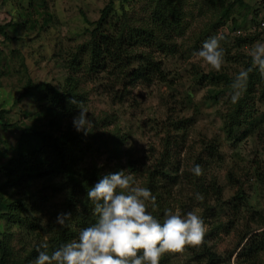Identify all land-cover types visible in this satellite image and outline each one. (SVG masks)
Listing matches in <instances>:
<instances>
[{
	"label": "rangeland",
	"instance_id": "rangeland-1",
	"mask_svg": "<svg viewBox=\"0 0 264 264\" xmlns=\"http://www.w3.org/2000/svg\"><path fill=\"white\" fill-rule=\"evenodd\" d=\"M46 1L47 11L53 17L47 28L42 30L36 25L34 29L29 30L27 26L22 27L19 24L8 29L9 35L14 38L5 40L0 36V109L4 117L9 123L17 124L28 123L37 118L43 101L40 99V92L32 89L16 100L28 78L62 87L66 82L67 73L73 74L77 77L76 91L80 92L82 101L80 107L88 110L89 119L93 122L90 129L94 138L90 139V146L83 155L84 164L94 162L104 170H125L126 174L131 175L142 186V170L151 167L160 159L167 140L166 147L171 151L170 167L177 168L178 175V183L172 187L165 208L173 212H180L179 202L183 199L176 195L181 190L183 194H191V188L186 187L182 174L190 171L195 160H198L197 157L201 160L208 159L203 144L214 143L215 147L209 149L215 151L214 156L218 159H213V165L205 174L206 178L216 179L217 185L222 188L221 210L214 219H203L201 207L191 203L183 208L180 214L195 211L206 225L207 243L216 254L222 256L223 261L218 264H227L224 258L228 252V263L235 264L234 252L241 236L245 232L250 235L258 231L256 225L259 219L255 213L264 215V97L260 96L261 89L258 84L242 105L250 118L255 120L252 122L248 118L247 121L251 123L248 124L241 122L243 117L240 118L241 121L234 128L237 139H227L223 132V122L226 121V113L233 105L224 102L226 91L212 96L214 87L205 77V73L210 70L202 66L201 59L195 53L202 48L206 40L223 30L230 34L229 39L232 36L247 38L237 49L230 48L231 40L224 43L230 48L224 51V55L228 52V55L234 56L240 51L247 54L257 41L264 42V29L258 30L254 24V21L258 20L259 11L254 8L250 13L251 0H241V5L235 3L230 15L235 22V29L230 31V19L221 25L215 24V1L188 0L183 6L184 29L175 40V52L169 51L170 45L166 50L155 45L149 48L153 60L161 64L162 74L155 76L150 83H137L129 87L126 93L119 92L118 86L114 87L115 91L108 93L101 85L102 80L89 76L82 68H72V62L66 65L65 56L73 51L75 45L85 42L89 37L86 29L89 25L84 22V18L91 22L97 20L100 10L109 0ZM112 1V8L105 17L106 22L113 21L115 16L120 14V5L129 16L136 19L137 24L149 13V7L144 6L146 0ZM10 5L9 12L12 14L13 11L15 15L19 7L13 3ZM255 5L254 3V7H257ZM3 12L4 8L0 5V13ZM18 16L24 17V20L28 17L22 12H19ZM38 20L40 21L39 18ZM0 23H3L1 19ZM221 45L224 47L222 43ZM59 47H62L61 56L64 55L60 61L52 57ZM225 66L228 67V72L240 68L237 56L233 61L225 62L222 67ZM102 77L105 78L106 75L102 74ZM76 111L77 113L68 120L72 128L73 118L78 115L79 108ZM112 143L117 144L120 150L114 156L107 151ZM20 148H33V142L17 129L0 126V162L11 155L14 149ZM127 161H136L140 170L134 173L130 171L126 167ZM228 172L234 178H231V182ZM36 187L32 186L31 191ZM238 188L244 192L245 201L233 208L230 204L231 195ZM35 193L37 194L36 191ZM33 198L34 196L31 200ZM60 201V196L51 198L47 204L41 206L37 215L44 221L49 210H55ZM4 225L5 222L0 220V235L6 229ZM9 231L12 237L10 245L16 251L20 250L18 253H23L18 242L22 236L21 231L15 225L10 226ZM45 235L43 234V237ZM27 238L31 244V239ZM188 256L183 252L166 254L163 258L165 264H195ZM257 264H264V251L259 254Z\"/></svg>",
	"mask_w": 264,
	"mask_h": 264
},
{
	"label": "trees",
	"instance_id": "trees-1",
	"mask_svg": "<svg viewBox=\"0 0 264 264\" xmlns=\"http://www.w3.org/2000/svg\"><path fill=\"white\" fill-rule=\"evenodd\" d=\"M187 1L146 0L144 6L149 7V13L137 24L136 19L129 16L122 5L119 6L120 14L115 16L113 21L106 22L107 12L113 5V1L109 0L100 10L97 20L91 22L84 18V22L89 25V28L86 27L89 37L85 42L75 45L72 52L67 53L66 65L72 62L74 66L72 68H82L89 76L102 80L101 85L108 93L115 91V86H118L119 92L126 93L129 87L137 83H150L162 72L161 64L153 60L149 48L155 45L166 50L170 45L169 51L175 52V40L184 29L183 6ZM205 1L210 2V0ZM213 1L217 3L215 24L221 25L230 19L232 22L230 31L234 30L235 22L230 15L233 12V5L235 3L241 5L242 1L233 0L231 3H225L223 0ZM14 2L22 14L28 17L26 20L24 17H19L0 24L2 39L14 38L9 35L10 26L20 24L32 30L39 25V28L43 30L53 18L47 11L46 0H14ZM254 24L257 25L256 20ZM229 37L230 34L226 32V40L221 42L224 51L240 48L247 41V38L242 36H232L231 39ZM229 40H231L230 48L224 45ZM61 49L62 47H59L52 54V57L58 61L64 57V55L61 56ZM227 53L224 55L225 62H231L237 56L240 68L228 72V67L225 66L226 68L222 67L218 72L210 70L205 73L207 81L214 87L213 97L225 91L228 93L234 76L240 70L251 66V58L247 54L240 51L230 56ZM102 74L106 77L103 78ZM76 79V76L67 73L65 84L57 87L50 82L32 81L28 78L16 100L32 89L40 92V99L43 100L37 118L28 123H9L0 109V126L6 129H17L33 142V148L14 149L11 155L0 162V220L5 222L6 228L0 235V264H33L38 255L36 249L41 244H48L47 251L50 254L61 245L75 239L82 228L90 226L96 220V217L92 215L91 205L86 199L87 189L98 182L103 175L118 171L117 168L104 170L96 166L94 162L89 165L84 164L83 155L89 148L90 139L94 138V135L91 129L86 136L78 133L68 123L70 117L77 113L78 108L77 105L69 103V100L73 97L78 101L81 100L80 92L76 91L78 84ZM258 84L261 89L260 96L264 97V78L260 76L258 70H254L249 74L247 87L237 104H231L225 98L224 102L233 105L231 110L228 109L230 111L226 113L227 119L223 122V132L227 139H237L234 128L241 121L240 118L243 117L241 122L248 124H251L247 121L248 118L252 122L255 120L250 118L248 111L243 109L242 105ZM166 146L167 140L160 159L151 167L141 169L144 175L142 186L147 187L156 198V207L149 205L148 210L161 222L167 211L165 208H167L172 187L178 183L177 168L170 167L171 151ZM212 147H215L214 143H204L203 150L207 151L208 159L201 160L197 157L198 160H195L191 167L192 169L199 164L203 169L201 176H194L191 171L182 174L186 187L191 188V194H183L181 190L176 195L183 198L179 202L180 212L191 203H196L202 209L203 219H214L219 214L223 202L220 198L222 188L217 185L216 179L206 178L205 174L206 170L213 165V159L216 161L218 159L214 156L215 151L209 149ZM107 151L113 156L120 152L118 145L114 143L107 148ZM126 167L133 173L140 170L136 161H127ZM227 174L230 182L234 180L230 172ZM34 185L37 187L31 191ZM196 193L202 194L204 199L198 201L195 198ZM32 196L34 198L31 200ZM57 196L61 197L58 207L53 211L49 210L48 216L42 221L37 212L41 211V206ZM244 201L245 194L238 188L231 195L230 204L236 208L237 204ZM61 212L71 213V218L66 222L65 227L55 223L57 215ZM255 214L259 219L256 225L259 230L250 235L249 232H245L241 236L237 243V250H234L235 264H257L259 254L264 251V215ZM12 225L21 231L22 236L18 242L21 244L23 253H18L20 250L17 252L10 245L12 237L9 228ZM43 234H46L45 237ZM27 237L31 239V244ZM184 252L195 264H218L223 261L222 256L210 248L206 234L201 246L187 247ZM227 254L224 260L229 264L230 252ZM164 259H161L160 264H165Z\"/></svg>",
	"mask_w": 264,
	"mask_h": 264
},
{
	"label": "clouds",
	"instance_id": "clouds-1",
	"mask_svg": "<svg viewBox=\"0 0 264 264\" xmlns=\"http://www.w3.org/2000/svg\"><path fill=\"white\" fill-rule=\"evenodd\" d=\"M224 40L226 33L221 30L203 43L195 53L202 66L217 72L222 69L225 60L221 42ZM247 55L251 66L234 76L225 97L231 104H237L242 98L251 72L258 70L264 77V42L257 41ZM69 103L79 108L73 118L74 129L88 135L93 126L88 110L80 107L82 101L75 97ZM190 171L197 177L203 174L199 164ZM195 198L204 199L200 193ZM86 199L95 222L50 254L48 244H41L33 264H160L166 254H181L187 247L197 248L204 243L206 225L195 211L181 215L179 211L168 210L161 222L148 210L149 205L156 207L155 196L125 170L103 175L87 189ZM70 218V212H61L55 223L65 227Z\"/></svg>",
	"mask_w": 264,
	"mask_h": 264
},
{
	"label": "crops",
	"instance_id": "crops-1",
	"mask_svg": "<svg viewBox=\"0 0 264 264\" xmlns=\"http://www.w3.org/2000/svg\"><path fill=\"white\" fill-rule=\"evenodd\" d=\"M11 3H13V5H14L15 4L14 3V0H0V5H2L3 8H4V12L3 13H0V19L2 20L3 23H5V22H7L9 20H13V19H16V18L18 19L19 18V16H18L19 15V12L21 13V11L19 9L15 13V15L13 14L14 13L13 11H12V14H10L9 8H11V5H10ZM13 8L15 9L14 6H13ZM254 8H255V10H258L257 7H254V1L251 0V11H250V13L252 12V9H254ZM0 24H2V23H0ZM16 26H10L9 29L11 27H16Z\"/></svg>",
	"mask_w": 264,
	"mask_h": 264
},
{
	"label": "built area",
	"instance_id": "built-area-1",
	"mask_svg": "<svg viewBox=\"0 0 264 264\" xmlns=\"http://www.w3.org/2000/svg\"><path fill=\"white\" fill-rule=\"evenodd\" d=\"M253 1L256 4L258 11H259L256 28L258 30L264 29V0H253Z\"/></svg>",
	"mask_w": 264,
	"mask_h": 264
}]
</instances>
